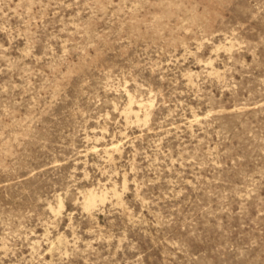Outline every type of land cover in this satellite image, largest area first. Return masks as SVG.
Listing matches in <instances>:
<instances>
[{
	"label": "rangeland",
	"instance_id": "rangeland-1",
	"mask_svg": "<svg viewBox=\"0 0 264 264\" xmlns=\"http://www.w3.org/2000/svg\"><path fill=\"white\" fill-rule=\"evenodd\" d=\"M0 264H264V0H0Z\"/></svg>",
	"mask_w": 264,
	"mask_h": 264
}]
</instances>
